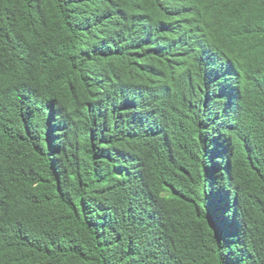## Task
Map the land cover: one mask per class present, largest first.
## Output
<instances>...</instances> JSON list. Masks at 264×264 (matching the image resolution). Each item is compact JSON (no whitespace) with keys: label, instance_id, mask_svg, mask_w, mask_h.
Masks as SVG:
<instances>
[{"label":"trees","instance_id":"1","mask_svg":"<svg viewBox=\"0 0 264 264\" xmlns=\"http://www.w3.org/2000/svg\"><path fill=\"white\" fill-rule=\"evenodd\" d=\"M0 264H264V0H0Z\"/></svg>","mask_w":264,"mask_h":264}]
</instances>
